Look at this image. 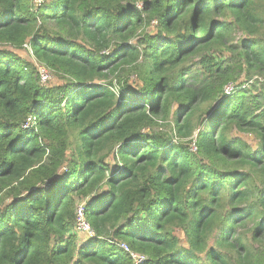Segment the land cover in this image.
<instances>
[{
    "label": "trees",
    "instance_id": "obj_1",
    "mask_svg": "<svg viewBox=\"0 0 264 264\" xmlns=\"http://www.w3.org/2000/svg\"><path fill=\"white\" fill-rule=\"evenodd\" d=\"M34 6L0 0V264H264V0Z\"/></svg>",
    "mask_w": 264,
    "mask_h": 264
},
{
    "label": "rangeland",
    "instance_id": "obj_2",
    "mask_svg": "<svg viewBox=\"0 0 264 264\" xmlns=\"http://www.w3.org/2000/svg\"><path fill=\"white\" fill-rule=\"evenodd\" d=\"M31 1L33 2V5H35L34 6V8H35L40 3L44 2V1H49V0H31ZM154 24H155V22H153V25ZM16 53L23 60L30 61V63L35 68V75L36 76H38V73H36V71L38 70V67L39 66L45 67L44 65L40 64L37 61L35 56L32 54L31 48L27 44L24 45V47L21 50H18ZM45 68L47 69V71L49 73V78L46 80L45 83H40V81L38 82L39 86L42 87V88H45V89H49L50 88L51 89L52 87H60V86H62L64 84H66L68 80H70L69 78H67V75H65L62 72L52 71L51 69H48L47 67H45ZM125 68L129 69V67H125ZM126 74H127V77H128L127 78L128 83H130L132 86H136V87L140 85V80L138 79V77L133 72L129 74V72L127 71ZM122 77H123V75H122ZM112 83L116 86V91H117V89H118L117 87H118V83L119 82L116 80V78H112ZM155 123L153 125V130H152L153 132L168 133V134L174 135V131L171 130V126L172 125H171V120H170L169 116H168L167 119L156 120ZM25 125H26L25 128L30 127V125H31L30 119H29V121L26 122ZM238 135H239V137L241 139H243L246 143H248L250 145V147H252V149L256 146V143H255L254 139L248 133H239ZM191 145L192 144H190V147H191ZM109 160L112 161V159H110V158H109ZM73 230H74L75 234L77 235L78 243H83L84 241H87L90 238V236L88 234H86L85 231H82V230L76 228L75 224H74ZM177 234L180 235L181 243L183 244L184 241H183L182 233L177 232ZM130 258H133V255L131 256V254H130ZM143 258L146 259V257H143Z\"/></svg>",
    "mask_w": 264,
    "mask_h": 264
},
{
    "label": "built area",
    "instance_id": "obj_3",
    "mask_svg": "<svg viewBox=\"0 0 264 264\" xmlns=\"http://www.w3.org/2000/svg\"><path fill=\"white\" fill-rule=\"evenodd\" d=\"M38 79L40 81V83H45L46 80L49 78V73L47 71V69L43 66H39L38 70ZM237 89V85L235 83H228L225 87H224V92L225 94H231L232 92H234ZM26 124V123H25ZM23 125V127L25 128L26 125ZM191 150L194 151L195 150V145L194 143H191ZM75 226L76 228L85 231L86 234H88L90 237L94 236V233L91 229V227L89 226V224L86 222L85 217H84V212H83V206L82 204L78 205V211H77V217H76V221H75ZM118 246H120L124 251L130 252L131 256L133 255V260L135 263H141L145 260V258H143L144 256L135 254L133 252L130 251L129 247L124 244V243H120Z\"/></svg>",
    "mask_w": 264,
    "mask_h": 264
}]
</instances>
